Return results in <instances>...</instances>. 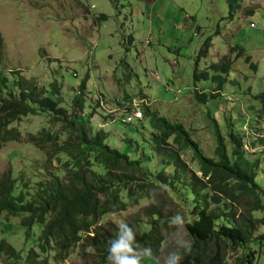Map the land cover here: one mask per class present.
Instances as JSON below:
<instances>
[{"label": "rangeland", "instance_id": "374dc122", "mask_svg": "<svg viewBox=\"0 0 264 264\" xmlns=\"http://www.w3.org/2000/svg\"><path fill=\"white\" fill-rule=\"evenodd\" d=\"M239 6L230 19L228 0H0V68L8 76L19 70L45 89L57 82L62 86V106L80 119L93 115L92 127L106 131L107 143L131 159L139 155L135 143L149 147L154 131L149 118L124 124L131 105L147 103L150 112L183 124L208 156L214 155L216 146L214 117L225 136L231 129L244 136L251 160L260 158L258 181L264 189V153L249 145L264 134V104L259 98L264 94V0H240ZM102 16H108L107 21ZM208 40V54L198 61ZM236 49L247 54L239 56ZM247 55L258 65L257 71L247 63ZM227 56L234 66L230 75H224L228 81L221 96L203 103L195 92L219 93L220 82L195 83L197 61L198 70L204 71ZM87 76L86 108L80 113L73 103ZM49 121L42 113L12 124L22 140L0 148V178L10 166L16 175L30 174L31 167L38 170L45 154L27 138L51 126ZM192 158V152L184 155L196 169ZM152 205L165 206V215L173 217L180 211V205L153 191L148 200L104 221L119 228L120 221L135 216L146 220L143 209ZM20 221L21 217L0 214V240L24 257L35 247L40 225H34L26 239ZM258 229L257 234L264 232ZM182 241H191L183 217L182 224H171L165 234L160 264L170 252L182 249L178 247ZM262 253L264 263V249ZM47 259L48 264H83L84 254L76 249L64 260H55L52 252ZM4 260L0 255V264ZM86 261L93 264L89 256Z\"/></svg>", "mask_w": 264, "mask_h": 264}, {"label": "trees", "instance_id": "16d2710c", "mask_svg": "<svg viewBox=\"0 0 264 264\" xmlns=\"http://www.w3.org/2000/svg\"><path fill=\"white\" fill-rule=\"evenodd\" d=\"M239 2L228 0L230 19L240 8ZM101 18L107 21L106 16ZM209 43L198 61L207 56ZM235 51L239 56L247 54L246 50ZM246 60L258 70L252 56L247 55ZM197 64L195 83L220 82L219 93L195 92L198 100L207 103L221 96L228 81L224 75L231 74L234 61L227 56L204 71ZM11 72L8 76L0 68V148L22 140L14 122L46 113L52 125L27 138L45 154L38 170L31 167L30 174L16 175L10 166L1 175L0 214L21 217L26 239L33 226L40 225L35 247L24 257L5 239L0 240L4 264H48L49 253H54L55 260H64L76 249L84 254L83 264H89L88 256L93 264H107L109 242L118 236L119 228L104 220L148 200L153 191L180 205L177 214L184 218L191 238V250H180V264H264V232L257 234L258 228H264V189L258 181L262 162L249 158L244 136L232 129L225 136L212 117L216 146L214 155L208 156L183 124L143 105L144 119L135 121L149 118L154 131L149 147L135 143L139 155L131 159L107 143L106 131L92 127L93 115L80 119L62 106V86L57 82L45 89L19 70ZM88 82L87 76L74 98L73 106L80 113L86 108ZM259 98L264 104V94ZM128 144L131 146V140ZM249 145L264 153V134ZM187 152H192L196 169L184 159ZM154 159L156 166L152 167ZM143 213L146 220L135 216L126 223L135 232L136 242L152 249V255L141 258L140 264H157L173 216L165 215L161 205L145 207ZM259 213L261 217L256 216Z\"/></svg>", "mask_w": 264, "mask_h": 264}, {"label": "clouds", "instance_id": "9594fccd", "mask_svg": "<svg viewBox=\"0 0 264 264\" xmlns=\"http://www.w3.org/2000/svg\"><path fill=\"white\" fill-rule=\"evenodd\" d=\"M171 223L182 224V217L177 214ZM178 247L190 251L191 241H182ZM107 252V264H140L141 258L152 255L150 247L141 246L136 242L135 232L124 221L119 222V234L110 240ZM182 258L180 251H173L167 255L164 264H180ZM157 264L160 262L157 261Z\"/></svg>", "mask_w": 264, "mask_h": 264}, {"label": "built area", "instance_id": "2783aa9c", "mask_svg": "<svg viewBox=\"0 0 264 264\" xmlns=\"http://www.w3.org/2000/svg\"><path fill=\"white\" fill-rule=\"evenodd\" d=\"M136 100V99H134ZM143 105H147V103H142L139 106L135 105H131L128 115L123 119L124 123L130 124L133 123L135 120H143L144 119V114L142 111V106ZM141 106V107H140Z\"/></svg>", "mask_w": 264, "mask_h": 264}, {"label": "crops", "instance_id": "0c3cea01", "mask_svg": "<svg viewBox=\"0 0 264 264\" xmlns=\"http://www.w3.org/2000/svg\"><path fill=\"white\" fill-rule=\"evenodd\" d=\"M106 17H108V16H106Z\"/></svg>", "mask_w": 264, "mask_h": 264}]
</instances>
